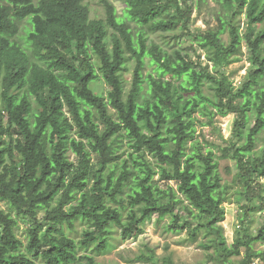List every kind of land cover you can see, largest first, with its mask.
Instances as JSON below:
<instances>
[{"label": "trees", "instance_id": "16d2710c", "mask_svg": "<svg viewBox=\"0 0 264 264\" xmlns=\"http://www.w3.org/2000/svg\"><path fill=\"white\" fill-rule=\"evenodd\" d=\"M84 1L0 0V201L30 223L25 245L17 236V219L0 207V264H97L80 251L92 246L97 253L107 251L111 225L124 238L137 237L155 215L171 216V229L187 230L192 241L207 236L205 247L214 249L211 263L264 261V252L254 249L264 242V224L256 234L245 231L228 243L223 203L230 189L222 183L213 151H204L196 140L193 116L210 106L238 115L234 133L242 144L233 142L223 157L235 163L245 215L264 207L259 183L264 158L251 157L264 131V0H222L220 26L195 34L189 26L196 0H121L122 15L106 1V20L91 19ZM239 14L247 19L244 33L235 23ZM26 18L32 24L28 48L15 38ZM177 29L192 34L215 67L230 63L245 42L253 67L248 80L236 89L228 76L204 66L201 56L197 61L180 51L171 54L149 38ZM226 32L229 43L223 40ZM130 60L136 65L126 93L122 72ZM148 65L153 72L145 76ZM99 73L109 86L107 97L91 88ZM121 138L133 151L118 168ZM70 149L78 164L70 160ZM92 151L98 154L95 164ZM147 153L163 176L177 182L188 205L174 188L156 185L157 170ZM131 178L128 207L119 197ZM78 220L94 228L79 242L65 231ZM242 249L245 256L237 262L233 257Z\"/></svg>", "mask_w": 264, "mask_h": 264}, {"label": "rangeland", "instance_id": "374dc122", "mask_svg": "<svg viewBox=\"0 0 264 264\" xmlns=\"http://www.w3.org/2000/svg\"><path fill=\"white\" fill-rule=\"evenodd\" d=\"M106 1L112 3L119 15L123 14V3L121 0H85L84 4L87 5L91 19H105ZM226 9L222 0H196L195 10L190 23L191 33H200L210 29H216L220 26V19L224 15ZM235 23L240 26V30L244 33L247 29V19L244 14H239L236 17ZM20 31L15 37L23 46L28 48L26 37L32 29V24L29 18L19 21ZM135 28V24L132 23ZM112 29H109V33ZM149 38L155 41L163 49L171 54L180 51L183 55L191 57L193 60H200L202 64L208 65L209 70L217 76L224 74L228 76L236 89L248 80V74L253 68L251 63V53L245 42L241 44V51L234 55L231 62L224 65L215 67L212 62L207 59L206 51L194 40L192 34L183 29H177L170 32H157L150 33ZM223 40L229 43V33L223 34ZM108 45L111 49L112 43L108 39ZM94 62L99 70V63L97 57L94 55ZM136 62L130 60L127 69L123 70L122 78L125 85V91L128 93L132 86ZM153 72V66L148 65L144 74ZM99 79L91 84L92 90L99 96H108L109 86L99 73ZM169 79V77H167ZM173 81L178 82L176 79ZM205 94L215 100L214 91L209 87H205ZM1 103V101H0ZM33 107L36 110L37 103L32 97ZM113 113L114 110H110ZM195 126H196V140L203 145L204 151L212 150L216 160L219 163L218 171L222 177V183L228 184L229 193L223 203L226 212V218L223 222L225 235L228 243L232 244L235 237L242 232L248 231L256 234L258 229L264 224V207L257 208L252 214L243 212V205L246 203L245 198L240 196L239 190H242L241 184L237 182L236 174L237 169L232 159L223 157V150L229 147L233 142L242 144L237 139L234 133V123L237 118L236 113H222L214 106H210V111H196L194 113ZM254 119L251 120V125ZM79 139V138H78ZM80 140V139H79ZM191 144V143H190ZM118 145V154L121 155L119 159V167L123 164L124 160L129 158V153L133 150L128 145L126 138H121ZM69 158L71 161L78 164L77 154L70 149ZM252 158H264V131L258 136L257 146L251 155ZM157 173L154 175L156 185L161 189L169 190L174 188L177 191V196L183 201V205H188L189 202L178 191V184L175 180H169L160 172L157 159L150 153L146 155ZM98 161V154L92 151V163ZM132 169L136 170V163L129 161ZM134 167V168H133ZM134 179L131 178L129 185L126 188V193L119 197L123 200L124 204L130 207L128 193H130L134 185ZM259 183L264 187V177L259 180ZM264 194V191H263ZM113 205H116L115 203ZM0 207L12 213L18 221L16 229L17 236L26 245L28 243V230L30 227L29 220L26 216L18 215L16 209H12L8 202L0 201ZM127 212H124L126 217ZM44 213H40L39 217L42 218ZM240 217H244V222L240 221ZM172 217L159 220L155 215L152 220H149L144 225V232L137 237L124 238L121 234V229L117 225H111L107 234L109 249L102 253L94 251V246L90 247L87 251L81 250L80 255L89 254L93 256L97 264H169V259L173 264H214L209 260V254L214 249L206 248L205 243L209 242V238L201 233L197 241H192L189 237L187 230L173 231L171 229ZM86 230H94L89 222L78 220L75 223L74 229L70 230L66 226V234L80 241L84 238ZM256 251L264 252V242L258 241L254 245ZM153 256V257H152ZM245 256V249H242L240 256H234L235 261H240ZM40 264H44L41 260H37ZM84 263H86L84 261ZM252 264H264L262 258H257Z\"/></svg>", "mask_w": 264, "mask_h": 264}]
</instances>
